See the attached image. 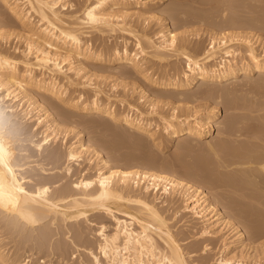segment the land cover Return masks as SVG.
Masks as SVG:
<instances>
[{"label":"bare ground","instance_id":"6f19581e","mask_svg":"<svg viewBox=\"0 0 264 264\" xmlns=\"http://www.w3.org/2000/svg\"><path fill=\"white\" fill-rule=\"evenodd\" d=\"M75 1L77 2V0ZM82 1L83 3L81 4L84 5L82 11L79 12L80 14H76L73 12H76L81 7L76 8V11H72L73 5H77L72 0H0L1 6L6 8L14 20L18 21L20 30L15 32V34L20 37L23 36L26 41L22 49H19L21 46H14L18 43L12 47L10 45L14 42H10L11 44L8 42L10 45L5 43L6 48L10 46V49L13 48V51L17 52L16 50H18L19 54L9 52V48L8 51L7 49H2L4 48V43L2 48L0 47V101L6 98L13 100L18 97L16 94L20 93L22 98H26L25 100L28 102L24 108L26 111L21 110L24 112L22 116L5 110L6 105L4 106L3 103H0V264H26L29 257L24 258L20 263L18 259L21 255L17 250L23 247L27 251L26 249L34 245L44 248L45 244H48L52 237L53 233H51V229L54 226L57 230H61V227L67 226L65 233L70 232L67 235L70 238L69 242L74 244L80 241L82 243V224L80 221H82V218L88 219L89 216H94L97 212L110 216L113 219V228L111 232H108L105 222H101L98 226L97 234L100 235L98 247L99 252L102 254V262L97 255L90 252L93 255L95 264H190L189 260L186 259V252L176 237L179 231L174 232V229H172L166 218L168 215L164 216L163 214L164 211L162 209L164 207L159 209L156 206L157 201L149 200L146 194H143L144 192L141 194V191H145L150 186L157 190L158 182L156 183V181H160L161 179L168 180V182L162 180L165 188L163 187L161 189L167 193V189L170 188L166 187L168 183L169 185L173 184L174 190L177 187L175 193L181 197L186 211L191 212L189 213L194 220L192 221L191 219L190 223L187 224L186 228L188 230L187 232L185 231L188 233L187 236H189V233L190 236L196 235L195 238L198 235L205 237L214 236L215 234L212 229L219 225H222L218 230L219 232L224 228H232L231 230L233 232L230 231L233 233V236L231 235L232 238L230 240L228 239L224 244L222 243L224 250L228 251H231L235 247L236 241H243L242 237H245V227L254 230V232L257 231V233L255 232L256 235L260 236L263 234L264 236L263 229V231H258L261 230V227H264V123H260L257 120L258 118L256 119L254 117V115L257 116L256 114L252 115L255 110L251 105H248L249 103L256 104L250 98L248 99L252 102L244 103L246 106H244L243 101L242 103L239 102L241 105L234 104L235 100L233 104L229 102L231 104L230 110L245 109L249 112L236 113L230 111L233 112L230 113L232 115L230 116V120L232 121L229 120L227 125H224L225 123L223 124L225 129L221 125L223 131H218L222 136L225 134V137L222 138L218 134L220 137L218 140L216 139V141L214 140L207 144L208 149L212 152L211 157L214 158L213 161L212 158L210 161L217 166V170L215 166H212L215 173H210L213 178L211 179L212 183L210 182L209 184H212L211 187L214 188L221 187V185H227L228 188H231L227 189L231 194L219 191L216 195H213L216 200L210 202L208 200L209 196H207L208 193L205 190L203 191L199 186H195L197 182H192V184L190 182L182 183V181L174 177H169V174L167 177L159 173L160 171H155V173L149 172L146 169L131 170V168H128V164L125 165V168L127 166L128 169L123 168L124 166L121 167L123 169H118V167L115 168L113 167L114 165L112 166L108 157L102 154L99 155V153V156L97 155L99 157V167L94 174V178L82 177L81 169L78 168L80 170L79 175L75 179H71L73 174L77 173L78 170L72 172L73 166L70 162L76 161L79 163L80 152L86 148L85 142L82 141V135H79L75 144L72 142L73 145H68V149L63 150V152L61 151L62 148L60 150L59 145H54L47 149L42 148V144L47 143L53 137L58 139V133H54V130H52L58 118L56 119L50 112V109L56 108V105L49 100H41L37 97L38 93H46L61 101L64 105L86 112L93 117L104 116V119L109 118L113 121L120 122L128 129H136L147 133L149 138L157 141L156 145L160 147L163 139L159 138V129H151L148 124L149 121L148 123L142 122L143 120L141 121L140 118L135 117L136 115L132 116L129 112L122 114V112L120 113L115 110L116 108L113 104H110L108 107L103 106L100 97L97 95L100 89L99 91L96 89L97 91L95 90L93 98L87 100L82 99V92H79L75 96L76 98H73L74 96H68L66 93V85H76L77 83L84 85L85 82L87 84L89 83V80L85 81L88 78L84 80L85 82L82 81L83 79L78 81L82 77L85 78V74H87L86 60L88 59L100 64L116 63L118 64L116 68H126L128 75L129 73L131 75L134 71L139 76H142L145 82L151 83L159 89H163L164 92L172 91L171 94L174 95L178 93V96L182 95L181 90L198 86L203 81L222 83L230 81L240 75L247 77L250 73H261L264 71V42L261 43L262 47H258L260 51H257L255 40H252V37L250 38L252 35L234 34L231 31L229 33L222 32L224 28L239 29V27L242 28L243 26L248 27L250 24L252 26L255 20L251 23L248 19L246 23L243 20L244 18L242 19L243 21L240 20L243 16L240 18L238 16L239 14L236 15L239 17L236 20V18L233 19V15L229 14L231 20L229 18L227 22H222V20L226 19L222 15L224 14L225 16L226 13L230 12H225L228 11L227 4L229 3H226L228 0H200L216 8L222 7L223 13L220 15L223 19H220L221 23H219L218 19V21L215 20L216 17L214 15V20L211 19L212 25L208 22L212 28L210 29L207 26L206 34L209 36L205 34V36L210 38L209 42L211 44L205 48L204 45V47L198 45L202 42H195L197 45H193V47L195 46L194 48L197 49L195 50L196 53L192 54L193 51L190 53V48L188 49V47H191L190 44L194 39H190V41V36L187 32L185 34V30L177 33L173 31L174 29L170 28L173 25L170 24V20L174 17L169 20L165 14L159 18L161 19V23L159 24L160 29L154 34L155 37H151L145 32L149 24L146 22L148 15L142 12L143 9L134 13L121 11V7L124 6L145 7L148 4H156L158 2L157 0ZM236 4L233 5L235 6ZM239 4L241 7L240 2ZM232 8L236 7L232 6ZM67 9L72 10L68 13ZM179 10L176 12L179 13ZM212 10L217 12L215 9ZM207 12L205 11L206 14ZM143 13H145L146 17ZM205 13L203 12L202 14L205 15ZM132 15L136 16V18H132ZM197 15L200 16L201 14ZM174 16L176 17V14ZM182 20L180 18V21ZM5 21L6 23L9 22L7 20ZM11 23H14V21ZM3 24L5 25V22ZM139 27L142 31L145 30L144 33L139 31ZM115 29L131 33L135 38L134 50L131 49L132 51H128V38H125V41H123L124 45L121 48L120 46L111 47L112 44L110 45L111 48L107 47V49H102V47L101 49L93 48L94 42L92 43L88 35L91 30L109 32ZM13 31H5L2 33L1 29L0 39L4 38L5 34L9 37ZM198 33L196 32V34ZM196 34L194 33V35ZM236 37H239L237 41L238 46L229 42L230 39ZM6 39L8 41V38ZM242 43L244 44L243 50L240 47ZM199 47H203L201 49L203 52H198L200 54H197ZM139 56L142 58L140 59ZM147 57H150L147 60L149 62L154 59L160 62L168 57H173L174 59L183 58L184 60L181 67H178L179 64H172L170 66L166 64L162 69L160 68L161 71L156 72V70L153 71V62L152 64H149V62L148 65L146 64L145 59ZM67 59L73 60L65 62ZM126 69H123L125 72H122L123 70L119 71L126 74ZM130 69L133 71L131 72ZM263 78L261 81H264ZM11 86L14 87L13 90H17V93L9 90ZM199 87H204V91L198 93L197 97L211 96L213 88L210 90L208 87L209 90H205L207 87L205 84H200ZM173 91L176 92L173 93ZM139 92L142 97L144 96V99L147 97L149 99L151 93L149 94L146 89L141 87ZM164 92L162 93L164 94ZM195 99L197 98L195 97ZM259 101L261 102V100ZM155 103H152V105ZM163 103L165 104L166 102L164 101ZM256 103L257 106L260 104L258 101ZM263 103L258 106L260 107L258 109L261 111L264 109ZM254 105L253 107H255ZM211 107L208 110L210 113L204 116H200L198 113L197 115L194 114L195 116H191L192 114L188 113L185 116L180 113L169 115L161 123L165 137L170 140L182 133H188L194 137L207 135L210 129L213 128L215 117L219 111L217 106ZM35 109H37V112L42 111L38 115L39 119L35 125L40 124L45 119L42 123L45 126L42 129V133L44 134L41 142H34L32 149L29 150L21 148L23 150L20 153L15 152L13 155L9 150L19 148L16 141L30 136L28 133L29 129L23 124L21 119L31 117V112ZM50 114L51 118H49ZM262 115L263 113L260 116L264 117ZM41 116L43 117L41 118ZM225 122L227 123V121ZM23 134H26V136L22 137ZM243 136L246 138H240ZM20 156L25 157L24 159L27 160L22 162L16 161ZM63 158L64 162L62 160ZM146 161V163L145 161L143 162L148 165L150 160L149 162L148 160ZM171 162H162L160 165L163 166L162 164H164L162 167L163 170L166 168L165 166H167L168 170H174L177 164ZM152 164L150 165L152 166L151 168L154 166ZM156 164L158 168V163ZM33 165L36 167L33 169V172L25 175L26 168ZM150 166L148 167L150 168ZM103 168L106 169V172L102 171ZM62 171H64V175L58 176L60 175L59 172ZM165 171L167 170L165 169ZM64 176H69L65 177L67 181L60 182ZM207 176L209 177V174ZM139 181H143L142 184L140 183V186ZM209 184H207L208 187H210ZM138 186L141 188V191L132 197L130 195L132 188H138ZM190 188L193 192L191 190V193H188L186 190ZM217 188L214 193L219 190ZM210 190L213 191L212 189ZM170 198L167 200L168 203H175V200L173 201V198ZM222 198H229L235 202L225 206L224 202H220ZM161 202H165V200ZM219 202L227 210H222V208L217 207ZM169 206H172V204ZM116 212L123 213L126 217H120ZM175 213L177 214V212ZM229 214H232L235 218L232 219ZM197 223H201L199 229L196 227ZM194 229H197V231L193 233L192 231ZM53 232L55 233L54 230ZM226 235L225 238H227ZM8 238H10V241ZM56 244V249L62 251L63 249L68 250L64 245L65 243ZM208 248H210V245L205 244L204 249ZM60 254H64L65 257L68 253L64 251ZM193 254L194 251L190 249L188 256ZM237 254L234 255L237 256ZM260 259H258L259 261L256 264H260V261H262ZM248 260H237L235 264H247L251 262ZM250 260L253 262V259ZM78 264L89 263L80 257ZM215 264L233 263L230 262V259L220 254Z\"/></svg>","mask_w":264,"mask_h":264},{"label":"rangeland","instance_id":"374dc122","mask_svg":"<svg viewBox=\"0 0 264 264\" xmlns=\"http://www.w3.org/2000/svg\"><path fill=\"white\" fill-rule=\"evenodd\" d=\"M74 1L72 0V2H74ZM150 1H154V0H150ZM157 1L158 2L156 4H153V5L148 4L145 7L124 6V7H121L122 8L121 11L128 12V13L129 12L134 13L136 11L138 12V11H141L143 9L142 12H145L148 15L147 16L148 19L146 20V22L149 24L148 26L150 27L149 28L147 26L148 28L146 27V29H145L146 31L145 30L144 31L147 32L146 34L147 35L149 34V36H151V37H153L154 34H156V32L160 29L159 24L161 23V21H160L161 19H159V18H161L165 14H166L165 16H168L169 20L172 17H174L173 19L170 20L171 21L170 24L171 25L173 24L172 27L170 26V28L174 29L173 31H175L177 33L183 32L185 30V34L188 33L189 36L191 37L190 38L188 36L189 40L194 39V41L192 40L193 42H191V44H190L191 47L190 46L188 47V49L190 48L189 49L190 53H192L191 51H193L192 54L196 53L195 50L197 48L196 49L194 48L197 45L196 43L202 42L201 44H198V45L199 46L204 45L205 48H207L211 44L209 42V40H210V38L208 37L209 35L206 34L208 27L210 29L212 28L211 19L214 20V18L216 17L215 20L218 19L219 21L218 20L217 21L219 23H221L220 19H223V18H226V19L222 20V22L228 21L227 19L230 18L229 14L233 15L232 16L233 19L236 18V20H237L238 16L240 18L243 16L240 19L241 21L245 20V22L247 23V20L249 19L250 20L249 22L253 23L252 21L255 20L254 21L255 26H254V23L252 24V26H250L251 24L249 23L250 25H248V27L243 26L242 28L239 27V29L238 28H235V29L224 28L222 30V32L229 33L231 31L234 34H236V33L237 34H243V35L250 34V35H252V36H250V38L252 37L251 39L255 40V43L257 44L256 45L257 49H258L257 51H260L259 48L262 47L261 43L264 42V8H263V6H264L263 2L264 1L263 0H228V2L226 1V3H229V4H227L228 5L227 10L228 11H225V12L230 11L231 13L230 12L226 13L225 16L223 14L222 15L223 18L220 15L223 13L222 9H221L222 7L216 8L215 6H212L210 4L208 5V3L203 2L204 0L203 1H200V0H157ZM232 1L235 3H233ZM239 2L241 3V7L239 6L240 5ZM75 3H77V5ZM79 3L81 4V3H83V1L81 2V0H80V2H78V0H77V2L76 1L74 2L75 5H73V8H72L73 10L71 9L72 11H76L77 10L76 8H78V7H81V8H79V10H77L76 12H73V13L80 14L79 12L82 11V8L84 5L81 4V6H80ZM233 4H236V5L234 6ZM227 5H225V6H227ZM229 6H231V7H229ZM232 6L236 7V8H232ZM229 8H231V9H229ZM109 9H111V8H109ZM179 9L181 10V12H183L182 16H181V12ZM200 9H201V11H200ZM212 9L217 10V12L212 10ZM67 10H68V13H70L69 11H71V10H69V9H67ZM178 10H179V13L176 12ZM243 10H245V11H243ZM205 11L206 12L208 11L207 14L205 13ZM209 11L212 13H210ZM1 12H3V13H1ZM203 12L205 13V15L202 14ZM145 13H143V15L146 17ZM192 13H195V14H192ZM209 13H210V15H209ZM175 14H176V17L174 16ZM197 14H201V15L199 16ZM243 14H245V15H243ZM178 15H180L181 17ZM214 15H215V17H214ZM236 15H238V16H236ZM202 16H204V17H202ZM246 17H248V18L246 19ZM132 18H136V16L132 15ZM180 18H181V20L182 19L183 20L180 21ZM197 18H198V20H197ZM204 18H205V20H203ZM5 20H7V22L8 21L9 22L6 23ZM10 20H11V22L14 21L15 24L11 23ZM195 20H196V22H194ZM230 20H231V18H230ZM217 21H215V22H217ZM238 21H239V19H238ZM2 22L3 23L5 22V25ZM208 22L211 25H209ZM258 23H261L262 25L258 24ZM8 24H9V26H8ZM17 24H18V21L14 20L13 16L11 14L9 15L6 8L2 7L0 4V33H1V29H2V33L5 31L11 32V30L12 31L14 30L13 31L14 33L12 32V35L10 34L9 37H8V35L5 34L4 35L5 39L4 38L0 39V42H1L0 47L2 48L3 43H4V48H2V49H7V51H8V48H9V52H14L15 54H17V53L19 54L18 50H16L17 52H15L12 50L13 48L12 49H10V48L14 44L18 43L17 45H14V46H18V47L21 46V48L19 47V49H22L23 46H25L24 43L26 42L25 38L23 36L20 37V36L15 34V32H18L20 30L19 24L18 25ZM1 25L5 26V27L2 28ZM12 26L14 29L12 28ZM203 26H205V27H203ZM17 27H18V29H17ZM139 31L141 33L142 32L144 33V31H142L141 28L139 29ZM196 32H199V33L196 34ZM194 33L196 35H194ZM205 34L208 36H205ZM88 35H89V38H91L90 40L92 41V43L94 42L93 48H95V49L96 48L101 49V47H102V49L103 48L107 49V47H110L111 44H112L111 47L120 46V48H121L122 45H124L123 41H125V38H128V42H127L128 51H132L135 49V46H134L135 45L134 44L135 38L131 35V33H127L126 31H123V30L115 29V30L109 31V32H107V31L106 32L105 31L99 32L97 30L96 31L91 30V32L88 33ZM6 38H8V41ZM95 38H96V40H95ZM238 38L239 37H236L234 39H230L229 42L231 44L234 43L237 45L238 44V42H237ZM3 40H4V42H2ZM8 42L9 43L14 42V43L13 44L10 43L11 44L10 45V44H8ZM101 42H103V43H101ZM5 43L7 45H10L11 47L7 46V48H6ZM118 44H120V45H118ZM193 45H195V46L193 47ZM240 47L243 50L244 44L242 43V45H240ZM202 48L199 47V49L197 50V54H200L201 52H203V51H201ZM198 52H200V53H198ZM139 58L141 59L142 57L139 56ZM149 58L150 57H147V59H145V61L147 62L146 63L147 65L149 62L147 60ZM70 60H73V59H67V60H65V62H69ZM183 60H184L183 58L174 59L173 57H168L167 59L161 60L160 62L155 60V59L151 60V62H149V64L150 63L152 64V62H153L155 65L153 64L154 70H153V68H152V70L153 71L156 70V72H159V71H161L162 67L166 64H168L169 66L172 64H177V65L179 64L180 66L178 65V67H181V65L183 64L182 63ZM86 64H87V70H88L87 74H85V78L82 77L81 79H78V81H81L82 79H83L82 81H84L85 79L88 78L85 81L89 80V83L87 84V82L84 81L85 82L84 85L82 83L81 84L77 83L76 85H66L67 95L70 97L74 96L73 98H76L75 96H77L79 94V92H82V94H83L81 96L82 99L90 100L89 98H93V95L95 94L94 93L95 90L98 89V91H99V89H100V92H98L97 95L100 97V101L102 102L103 106L108 107V106H110V104H113V106H115V108H116L115 110L120 112V113L122 112V114H124L125 112L126 113L129 112V114H132V116L136 115L135 117L140 118L141 121L143 120L142 122L148 123V121H149L148 124H149L151 129H153V128L157 129V130L159 129V138L163 139V143H161L160 144L161 146L159 147L158 145H156L157 141H154L153 139L149 138L147 133L141 132V131L136 130V129H128L127 127H125V125L121 124L120 122L113 121L112 119H109V118L104 119L105 118L104 116L93 117L92 115H90L86 112H83V111L77 110L73 107L64 105L61 101L49 96L46 93H38L37 97H39L41 100L46 99V100L53 102L56 105V108H51L50 112L53 114V116L56 117V119L58 118L55 121V124L53 125V128H52V130H54L53 131L54 133H56V132L58 133L57 134L58 139L53 137L47 143H43L42 148L47 149V148H50L54 145H59L60 150L62 148L61 151L63 152V150L65 151L66 149H68V145H71L72 142H74L73 144H75L79 135H82V141L85 142L86 148H85V150H82L80 152L81 156L79 159V163L76 161L70 162V163H72V166H73L72 172L73 171L76 172L78 170L77 173L73 174L74 178L72 176L71 179H75L79 175V171H80L79 169H81L82 177H89V178L93 177L94 178L95 177L94 174L96 173V170L99 167V162H98L99 157L98 156L102 154L103 156H106L109 158V160L112 163V166L114 165L113 167H115V168L118 167V169L119 168L123 169V168H125V165L128 164L129 166L131 165L130 167L128 166V168H131V170H133V169L145 170L146 169L149 172H155V171L159 172L160 171L159 173H162V174L166 175L167 177L170 175L169 177H174V178L182 181V183L183 182H190V184H192V182H194V183L197 182V184L195 186H199L203 191L205 190V192L208 193L207 196H209L208 200L210 202L216 200L213 197V195L214 194L216 195L219 191L231 194L229 192V190H227V189H231V188L230 187L228 188L227 185H224L225 187L223 185H221V187H218V188L216 187L219 190L214 193L216 188L211 187L212 184H209L212 181L211 179L213 178L212 174L215 173V170L213 171L212 166H215L216 170H217V166L214 165V163L210 161L211 158H212V161L214 160V158L211 157L212 152L208 149L207 144H208V142H211L214 140L216 141V139L218 140L220 138L219 136H222L218 133V131H221V130L223 131V128L225 129V126H223V124L224 123H225L224 125L228 124L229 120L231 119L230 116H232L230 113H233V112H236V113H238V112H243V113L249 112L248 110L246 111L245 109H238V110L235 109L234 111H233V109L230 110L231 109L230 105L233 104L234 100H235L234 104H237V105H241V104H239V102L242 103V101H243V104L244 103L247 104V103L253 101V103H255L256 105L250 104V103L248 105V106L251 105V107L254 108V110H255L254 111L255 113L253 112L252 115L256 114L257 116L254 115V117H256V119L258 118L257 120L260 123H262V122L264 123V117L260 116V114H262V113H263L262 116H264V112H263L264 109L262 111L258 109V108H260L258 106L262 102H264V100H263V98H264V85H263L264 81L263 80L261 81V79L264 76V71L261 73H257V72L250 73L247 77L240 75V76L234 77L230 81L222 82V83H215V82L202 80L203 82L199 83L198 86H195L193 88L186 89V90H181L180 92H182V95L181 96L179 95L180 98L177 99L179 97L177 95L178 93H176V95H174V94H171L172 91H165L164 92L163 89H159V88L153 86V84L145 82L143 80V77L139 76L132 69H130V70H131V72L133 71L134 73L132 72L131 75H130V73L128 75L127 69L126 68H118L117 69L116 67L118 66V64H116V63L100 64V63H96V62H93L90 59H88V60H86ZM156 66L158 67L159 70L157 69ZM123 69L124 70L126 69V72H127L126 74L121 73L119 71V70L122 71ZM124 70L122 72H125ZM37 73H38V71H37ZM127 75H128V77H127ZM260 83H262V84H260ZM200 84H205L207 86L205 90H209V88H210V90H212L211 88H213V90L215 89L214 91L213 90L211 91L212 93L210 92L211 93L210 97L209 96L208 97L207 96L206 97H204V96L203 97H201V96L197 97L198 93L204 91L203 90L204 87L203 88L199 87ZM256 84H257V86H255ZM252 85H253V87H252ZM141 87L146 89L149 94L151 93L149 96V99H148V97L144 99L143 98L144 96L143 97L141 96V94L139 92ZM13 88L14 87L11 86V87H9V90L11 91V90H13ZM13 91L17 93L16 89H14ZM215 91L217 92V94H216L217 96L215 95V93H216ZM162 92H164V94ZM175 92L176 91H173V93H175ZM213 92H215V93L213 94ZM168 93H170V94H168ZM194 94H196V95H194ZM213 95L215 96V98H213L214 97ZM16 96H18V97L14 98L13 100L6 98L3 101H0V103H3L4 106L6 105L5 110H7L11 113H14V114H18V116L19 115L22 116V114H24V112H22V111H26L24 108L26 107L28 102H26V100H25L26 98H24V97L22 98V95L20 93L16 94ZM174 96L176 97L175 99H174ZM86 97H88V98H86ZM150 97H152V98H150ZM195 97L197 99H195ZM252 97H254V98H252ZM78 98H79V96H78ZM248 98H250L252 101L249 100ZM150 99H152V100H150ZM153 99L155 100L156 103L154 102ZM156 99H157V101H156ZM258 99L261 100V102ZM164 101L166 102L165 104L163 103ZM255 101L256 102L258 101V103H260V104H258V106H257V103ZM150 102L155 103V104L152 105V103H150ZM229 102L231 104H229ZM253 105L255 107H253ZM262 105H264V103ZM262 105H261V107H262ZM211 106H217L219 108V111L217 112V115L215 117L216 118L214 121L215 123H213L214 126H213V128L210 129V132L207 135H205L203 137H194L188 133H182L180 135H177L176 137H173L170 140H168L165 137V133L163 132L161 123L166 117H168L171 114H175V113H177V114L180 113L181 115H184V116L188 115V114H192L191 116H195L198 113L200 116L201 115L204 116L205 114L210 113L208 110H210L209 108ZM244 106H246V105L244 104ZM36 110L37 109H35L31 112V114H32L31 117H28V118L24 117L21 119V121H23V124L29 129L28 133L30 134V136L28 138L23 139V140H17L16 141L17 146L19 148H16L15 150H9V152L13 153V155L15 154V152L20 153L21 150H23V149L24 150L32 149V145L34 142H41V138L44 134V133H42V129L45 126V125H42V123L44 122L45 119L40 124L35 125V123L39 119L38 115L42 112V111L37 112ZM230 111H233V112H230ZM250 113H252V112H250ZM43 116H41V118ZM12 118H14V117L12 116ZM49 118H51V114H50ZM182 120H184V119H182ZM225 121H227V123ZM230 121H232V120H230ZM221 125L223 126V128H221L222 127ZM226 128H227V126H226ZM218 134H219V136H218ZM224 135L225 134H223L222 138L225 137ZM24 136H26V134L22 135V137H24ZM64 136H65V138H64ZM240 138L245 139L246 137L243 136ZM21 148H23V149H21ZM96 151H98V152H96ZM98 153H99V155H98ZM24 158L25 157L20 156V157H18V159H16V161L22 162L24 160H27ZM64 158H65V156H64ZM64 158L62 159L63 162H64ZM146 160H148V162L150 160L151 164H152V162H154L155 164L158 163L159 167L161 166L160 163H162V162L169 163V161L170 162L172 161L173 163L175 162L177 165H175L174 170L173 169L168 170L167 166H165L166 167L165 169L167 170V171H165V169L163 170V168H162L164 166V164H162L163 166L160 167L162 169H160L159 167L157 168V164L155 165L154 163L152 165H154L155 167L153 166V168H151L152 166H150L151 165L150 163H148V165L145 164L147 162ZM143 161H145V163ZM212 163H213V165H212ZM122 166H124V167L121 168ZM148 166H150V168ZM35 168L36 167L34 165L29 166L28 168H26V172H24V174L27 175V174L33 172V169H35ZM126 168H127V166H126ZM218 168H220V167H218ZM211 169H212V171H211ZM102 171L106 172V169L103 168ZM207 171H210V172H207ZM59 173H60V175H58V176L64 175V171L59 172ZM187 173H189V174L187 175ZM190 173L193 175L191 176ZM210 173H212V174H210ZM54 174H48V175H54ZM206 174L207 175L209 174V177ZM65 177H69V176H64L60 182L67 181V180H65L66 179ZM192 177H194L195 180H197V181L193 180L194 178L192 179ZM207 177H208V179H207ZM162 180L164 182H168L167 179L166 180L161 179L160 181L157 180L156 183L158 182L157 187L159 189L157 188V190H156V189H153L152 186H150L148 189H145V191H141V188H139L140 183L142 184V182H143V181H139L138 188L133 187L135 191L132 188L133 191L131 190L130 195H132V197H134L138 192L141 191V194L144 192L143 194H146V196H147V198H149V200L151 199L155 202L157 201L156 206L159 207V209L160 208L162 209V207H164L162 209V211H164L163 214H164V216L168 215V216H166V218L168 220V223L171 225L172 229H174V232L179 231V232H177L176 237L178 239V242H180V245L182 246V248L186 252L185 256H186V259L189 260L190 264H207V263L208 264H215V261L218 258V256H220V254L224 255L225 258L230 259V262L233 264H235L237 260L247 261L249 259L248 261H251V262H249L250 264L251 263L256 264V262L259 261L258 259H260V258H262L260 260L264 261L263 260L264 259V245H263L264 244L263 243L264 242V236H263V234L260 236L256 235L257 231H255L256 232L255 233L254 230H251V229L246 228V227L244 229L245 230V237H242L243 241H240V240L236 241L235 247H233V249L231 251L224 250L223 244H224V242L228 241V239L230 240L232 238V236H233V233H232L233 231L231 230L232 228H229L230 230L227 228H224V229L220 230V232H219L218 230L222 226V225H219L218 227H215L214 229H212V231H214V234H215L214 236L205 237V236L198 235V237L195 238L196 235L190 236V233H189V236H187V234H188V233H186L188 230L186 228L187 224L190 223L191 219H192V221L194 220L192 215L190 214L191 212L186 211V209L184 208V202L181 200V197H179L178 194L175 193L177 187H175V190H174V188L172 186L173 184L169 185V183H168V186L166 185V187H168V188L170 187V188L167 189V193H166V191L162 190L164 187L163 186L164 182H162ZM207 184H209V186L211 188L208 187ZM213 188H214V190H213ZM210 189H212L213 191H211ZM171 190H173V192H171ZM189 190H186V191H188V193H191L192 189L190 188ZM168 191L171 193H169ZM192 192H193V190H192ZM169 197H171L170 199L173 198V201L175 200L174 201L175 203L170 202V204H169L167 201V200H169ZM162 200H165V202H161ZM158 202H160V203H158ZM220 202H222V203L224 202V205L226 206L227 204H233L235 201L232 199H229V198H226V199L222 198ZM220 202L218 203L217 207L222 208V210L223 209L227 210L225 207L224 208L222 207L223 204ZM166 204L168 205V207ZM171 204H172V206L173 205L174 206L173 207L169 206ZM165 206H166V208H165ZM172 212H174V213H172ZM175 212H177V214ZM117 213L120 217H126L123 213L116 212V214ZM171 213H172V215H170ZM229 216L232 219L235 218V216H233L232 214H229ZM80 222L82 224V243H80V241L77 243H74V244L69 242L70 238H68L67 235L70 234V232L65 233L67 226L61 227V230H57V228L55 229L54 228L55 226H54L51 229V233H53V234H52V237L48 243L49 245L46 243L47 247H46V244H45L44 248H40L38 245H34V246L30 247L29 249H26L27 251H25V249L23 247H21V249L17 250L18 253L21 255L19 257L18 261L20 260V263H21L22 260H24V258L26 259L29 257L26 264H78L80 257H82V259L87 260V262L89 264H95L93 255L90 253V252H92L93 254L97 255L99 257V259H101V262H102V258H101L102 254L99 252V247H98V240L100 239V235L97 234V228L101 222H105L107 225L106 230L108 232H111L112 228H113V219L110 216H108L107 214L97 212L94 216H89L88 219L82 218V221H80ZM200 225H201V223L200 224L197 223V225H196V227H198L197 229H199L201 227ZM197 229H194V231H192V232L193 233L196 232ZM262 229L264 230V227H261V230H258V231H263ZM53 230L55 231V233L53 232ZM230 231H232V232H230ZM220 235H222V236H220ZM225 235L227 238H225ZM8 239L10 241V238H8ZM50 242H52V243L50 244ZM67 242H69V243H67ZM56 243H59V244L65 243L64 245L67 247L68 250L66 251L65 249H63V251H62V250L56 249V245H57ZM205 244L210 245V248L204 249ZM12 246H14V245H12ZM190 249H192V251H194V254L191 256H188V253H190ZM64 251L68 253V254H66L65 257H64V254H60L61 252L63 253ZM234 254H237V256ZM250 259H253V262ZM262 261H260V264L264 263ZM249 263H247V264H249Z\"/></svg>","mask_w":264,"mask_h":264}]
</instances>
